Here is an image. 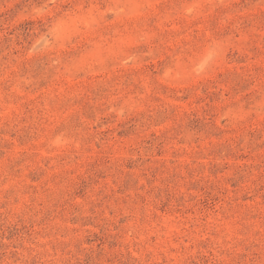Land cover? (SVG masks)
I'll use <instances>...</instances> for the list:
<instances>
[{
	"label": "rangeland",
	"instance_id": "1",
	"mask_svg": "<svg viewBox=\"0 0 264 264\" xmlns=\"http://www.w3.org/2000/svg\"><path fill=\"white\" fill-rule=\"evenodd\" d=\"M0 264H264V0H0Z\"/></svg>",
	"mask_w": 264,
	"mask_h": 264
}]
</instances>
